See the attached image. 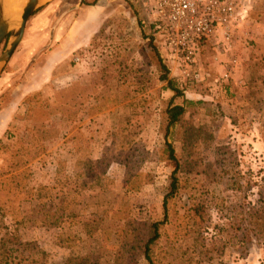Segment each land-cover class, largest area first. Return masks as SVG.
<instances>
[{
	"label": "rangeland",
	"instance_id": "obj_1",
	"mask_svg": "<svg viewBox=\"0 0 264 264\" xmlns=\"http://www.w3.org/2000/svg\"><path fill=\"white\" fill-rule=\"evenodd\" d=\"M238 2L232 50L204 43L196 83L163 49L155 0L44 2L0 63V238L34 264H149L160 221L153 264H264V0ZM171 101L186 112L165 207Z\"/></svg>",
	"mask_w": 264,
	"mask_h": 264
},
{
	"label": "built area",
	"instance_id": "obj_2",
	"mask_svg": "<svg viewBox=\"0 0 264 264\" xmlns=\"http://www.w3.org/2000/svg\"><path fill=\"white\" fill-rule=\"evenodd\" d=\"M152 11L164 51L177 62L180 76L191 83L204 79L203 44L211 42L226 54L246 17L238 0H155ZM237 61L233 59L230 65ZM230 76L231 70L225 66L221 77L227 80Z\"/></svg>",
	"mask_w": 264,
	"mask_h": 264
},
{
	"label": "trees",
	"instance_id": "obj_3",
	"mask_svg": "<svg viewBox=\"0 0 264 264\" xmlns=\"http://www.w3.org/2000/svg\"><path fill=\"white\" fill-rule=\"evenodd\" d=\"M10 36V35H9ZM8 36V37H9ZM151 48L155 51L158 56L160 65L163 68L164 74L162 79L167 81V87L175 92L176 95H183V92L177 87L175 79L169 76V69L164 63L163 57L157 45L153 43V39L150 41ZM186 112V106L184 104H174L173 101L170 102L169 106L165 110V135H166V152L168 154L169 160L173 161L175 164V169L172 173V182L170 184V191L165 197L164 206H167V201L170 197L178 192L179 179L177 177L180 163L176 155V150L172 142L169 141V133L171 129L180 122L183 115ZM162 222H154L152 224V235L148 239L145 246V257L149 261V264H153L151 251L152 245L160 238V226ZM1 228V227H0ZM21 241L16 233H13L9 229H5L0 238V264H34V258L28 256L27 258L21 257ZM28 260V263H23V260Z\"/></svg>",
	"mask_w": 264,
	"mask_h": 264
},
{
	"label": "water",
	"instance_id": "obj_4",
	"mask_svg": "<svg viewBox=\"0 0 264 264\" xmlns=\"http://www.w3.org/2000/svg\"><path fill=\"white\" fill-rule=\"evenodd\" d=\"M46 1L47 0H27L21 16L19 18H13L6 12L5 0H0V46L3 41L14 32L11 43L3 53L0 54V63L7 62L12 57L24 37L30 17Z\"/></svg>",
	"mask_w": 264,
	"mask_h": 264
},
{
	"label": "bare ground",
	"instance_id": "obj_5",
	"mask_svg": "<svg viewBox=\"0 0 264 264\" xmlns=\"http://www.w3.org/2000/svg\"><path fill=\"white\" fill-rule=\"evenodd\" d=\"M27 0H5L6 12L13 18H19Z\"/></svg>",
	"mask_w": 264,
	"mask_h": 264
},
{
	"label": "crops",
	"instance_id": "obj_6",
	"mask_svg": "<svg viewBox=\"0 0 264 264\" xmlns=\"http://www.w3.org/2000/svg\"><path fill=\"white\" fill-rule=\"evenodd\" d=\"M95 5H92L91 7H94Z\"/></svg>",
	"mask_w": 264,
	"mask_h": 264
}]
</instances>
